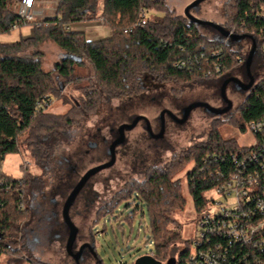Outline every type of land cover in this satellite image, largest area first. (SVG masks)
Listing matches in <instances>:
<instances>
[{
    "label": "trees",
    "instance_id": "obj_1",
    "mask_svg": "<svg viewBox=\"0 0 264 264\" xmlns=\"http://www.w3.org/2000/svg\"><path fill=\"white\" fill-rule=\"evenodd\" d=\"M256 1L227 0L223 5L225 20L220 27L241 36L239 41L224 37L209 26L193 23L185 16H175L165 0H59L55 18L33 27L31 37L16 43H0V258L26 251L24 232L31 223L36 199L47 187L45 179L56 151L71 143V130L85 116L96 113L102 98L139 97L145 92V78L156 85L176 86L172 90L175 98L181 96L183 88L192 85L219 86L227 75L241 66L246 68L249 53L243 50L244 40L251 46L254 40L256 45L250 70L255 63L264 70V56L260 52L264 24L255 20L251 9ZM7 2L0 0V36L9 35L15 27H24L6 11ZM150 12L163 13V17L148 20L146 15ZM97 18L110 30L104 39L88 41L82 32L70 30L72 25ZM46 40L52 41L66 56L81 60L76 63L63 59L55 66L60 77L72 78L82 57L94 71L89 86L79 89L78 103L63 115L46 111L54 93H61V88L56 89L52 74L42 70L41 55L34 53L32 58L22 55ZM182 62L186 67L178 69L176 65ZM246 92L227 121H232L242 133L247 123L264 119V78L254 82ZM221 125V121L213 120L205 139L173 154L162 166L148 167L141 181L126 183L117 200L110 199L98 209L89 231L120 203L136 197L147 207L155 261L167 264L168 259L176 257L175 264H185L193 240L182 242L170 227L178 232V225L169 219L172 213L183 211L186 203L177 175L183 168L191 167L186 182L199 216L206 205L204 194L236 169L234 157L241 158L254 150L223 140L218 132ZM21 148L40 171L39 176L24 172L20 179H14L2 172L5 157L18 154ZM255 152V162L248 161L245 165L250 173L258 163L264 164V153ZM65 176L61 175L62 179ZM260 183L264 187V177ZM181 243L187 247L177 253L176 246Z\"/></svg>",
    "mask_w": 264,
    "mask_h": 264
},
{
    "label": "rangeland",
    "instance_id": "obj_2",
    "mask_svg": "<svg viewBox=\"0 0 264 264\" xmlns=\"http://www.w3.org/2000/svg\"><path fill=\"white\" fill-rule=\"evenodd\" d=\"M19 1L22 0H8L7 5ZM34 1L51 2L50 8L56 4V10L59 4V0ZM193 1L165 0L170 11H173L175 16L182 17L184 9ZM226 1L205 0L189 13L196 19L220 26L225 20L223 5ZM99 3L101 11L102 2ZM6 11L8 12L7 9ZM146 17L148 20H159L163 13L150 12ZM39 26L25 24L21 29L15 27L9 35L0 36V43H16L29 38L33 34V27ZM70 30L82 32L88 41L104 39L110 34V30L100 18L72 25ZM242 45L244 52L249 53L250 42L244 40ZM34 53L41 55L42 70L52 74L56 89L61 88V93L57 90L54 93L47 113L55 115L67 113L80 100L79 89L88 87L92 81L94 75L92 67L82 57L81 65L74 67L73 77L65 79L55 71V66L60 65L65 54L52 41L46 40L36 49L30 48L22 55L32 58ZM245 70L246 68L239 67L227 75L223 83L235 79L247 85L250 79ZM249 74L255 84L264 78V70L256 63L251 70L249 67ZM223 83L210 88L192 85L183 88L181 96L175 98L172 90L176 89V86L156 85L150 82L149 78H145V92L139 97L124 100L102 98L96 113L85 116L80 124L71 130L73 135L71 143L68 146H61L56 151L50 173L45 179L47 187L36 199L32 207L34 214L32 213L31 223L24 232L26 251L21 255L3 256L0 258V264H98L97 261L101 264H117L120 260L136 263L140 258L150 255L154 251V245L149 237V214L146 205L135 200L136 197L120 203L113 213L105 216L89 231L91 223L98 209L110 199L114 198L112 201L118 199L126 183L132 180L141 181L148 166H162L173 154L205 139L213 120L222 122L218 132L223 140L235 141L238 146H247L253 141L250 133L246 131L242 133L232 125V121L227 122L229 114L248 94L237 89L234 82H229L224 90L225 98L232 104L228 112L215 115L198 107L191 111L184 123L174 122L182 119L183 111L193 104L201 103L215 110H224L227 105L220 95ZM161 117L164 123L162 137L158 141L151 140L147 133V124L152 133L160 134ZM138 118L140 121L133 129L124 131L123 142L115 148L113 165L93 173L69 208V219L76 230L71 252L81 254L75 263L65 248L69 230L62 218L63 205L72 189L90 170L110 161L108 150L118 137L120 127L132 124ZM154 146L161 147L162 152H156L157 148ZM147 162H151V165ZM1 168L6 176L14 179H20L24 172L31 176L40 175V171L22 148L18 154L7 155ZM190 168V166L183 168L176 177L180 181L181 193L186 201L184 210L169 215V219L179 227L177 232L171 225V230L180 235L182 242L195 239L199 219L187 188L186 174ZM61 175L65 177L62 179ZM210 196L215 198L213 194ZM91 237L94 240L93 244ZM185 247L187 244H177L176 252ZM170 259L176 260V257Z\"/></svg>",
    "mask_w": 264,
    "mask_h": 264
},
{
    "label": "built area",
    "instance_id": "obj_3",
    "mask_svg": "<svg viewBox=\"0 0 264 264\" xmlns=\"http://www.w3.org/2000/svg\"><path fill=\"white\" fill-rule=\"evenodd\" d=\"M50 5L51 2L22 0L8 4L7 10L20 23L38 26L55 18L56 4L52 8ZM251 9L255 20L264 24V0L251 4ZM260 52L264 56V43ZM176 67L184 69L186 65L182 62ZM245 131L253 141L239 147L254 150L241 158L234 157L236 169L204 194L205 209L199 215L197 235L185 264H264V187L260 183L264 164L258 163L251 173L245 168L248 161L255 162L256 150L264 153V119L247 123ZM147 257L154 259V253ZM117 264L135 263L120 260Z\"/></svg>",
    "mask_w": 264,
    "mask_h": 264
},
{
    "label": "water",
    "instance_id": "obj_4",
    "mask_svg": "<svg viewBox=\"0 0 264 264\" xmlns=\"http://www.w3.org/2000/svg\"><path fill=\"white\" fill-rule=\"evenodd\" d=\"M205 0H194L192 3H190L185 9H184V16L190 20L191 22L193 23H196L198 25H206V26H209L211 27L212 29H214L215 31H217L219 34H221L222 36L224 37H229L230 39L234 40V41H239L242 39L241 36H234V35H230L228 32H226L225 30H223L220 26L214 24V23H211V22H206V21H202L200 19H196L194 17H192L190 15V10L197 7L201 2H203ZM247 39H250L249 37H247ZM252 42V46H251V49H250V52L248 54V57H247V60H246V63H245V67H246V70H247V73H248V76H249V83L247 85H244L242 83H240L239 81L235 80V79H230V80H227L223 83L222 87H221V90H220V95H221V99L222 101L227 105V107L220 111V110H215L211 107H209L208 105L206 104H193V105H190L188 106L185 110H184V113H183V117L182 119L179 121V123H184L186 121V119L188 118L189 114L191 113V111L193 109H196L198 107H201V108H204L206 110L207 113H210V114H215V115H221L225 112H228L231 107H232V104L231 102H229L226 98H225V95H224V90H225V87L226 85L229 83V82H234L235 86L237 89L239 90H243V91H247L249 90L252 85H253V79L252 77L250 76L249 74V67H250V62H251V58L255 52V49H256V45H255V42L254 40H251ZM68 58L70 60H73L74 62L76 63H80V59L77 58V57H74V56H66L64 55V58ZM140 118L136 119L132 124H129V125H123L120 127L119 129V136L118 138L113 141L109 147V150H108V155L110 156V161L105 164V165H102L100 167H97V168H94L92 170H90L82 179L79 183H77V185L72 189V191L70 192V194L68 195L64 205H63V208H62V218L66 224V226L68 227V230H69V235H68V238H67V241H66V252L68 255H70L73 260L75 261V263L78 262V259L80 258L81 254L80 253H77V254H73L71 252V247L73 245V242H74V239H75V235H76V230L74 228V226L72 225L70 219H69V215H68V211H69V208L71 207L72 203H73V200L75 199V197L77 196V194L80 192V190L82 189V187L85 185L86 181L90 178V176H92L93 173H95L96 171L102 169V168H108L110 166L113 165L114 161H115V148L117 146H119L123 140H124V131L126 130H130V129H133L137 123L139 122ZM147 127H148V130L150 131V128L147 124ZM175 261L174 259H170L167 261V264H174ZM135 264H159L157 261H155L154 259L150 258V257H142L140 258Z\"/></svg>",
    "mask_w": 264,
    "mask_h": 264
},
{
    "label": "flooded vegetation",
    "instance_id": "obj_5",
    "mask_svg": "<svg viewBox=\"0 0 264 264\" xmlns=\"http://www.w3.org/2000/svg\"><path fill=\"white\" fill-rule=\"evenodd\" d=\"M183 112H184V111H183ZM173 119H174V118H173ZM180 120H181V119L174 120V122H175L176 124H181V123H179ZM139 121H140V120H139ZM161 121H162V124H161L162 129H161L160 134H158V133H157V134L152 133L151 130L149 131V130H148V127H147V133H148V136H149V138H150L151 140L158 141V139H160V138L162 137V133H163V130H164L163 117H161ZM137 124H138V123H137ZM118 136H119V131H118ZM117 138H118V137H117ZM117 138H116V139H117ZM116 139H115V140H116ZM103 142L106 143L105 140H104ZM154 147L157 148V149H156V152H157V151L162 152V150H163L161 147H156V146H154ZM166 162H167V161H166ZM166 162H165V163H166ZM147 163L150 164L151 162H147ZM150 165H151V164H150ZM148 167H151V166H148ZM148 167H147V168H148ZM156 167H157V166H156ZM147 168H146V169H147ZM146 169H145V170H146ZM91 243H92V244L94 243V241H93L92 239H91Z\"/></svg>",
    "mask_w": 264,
    "mask_h": 264
}]
</instances>
